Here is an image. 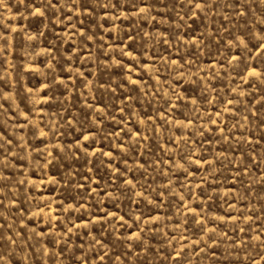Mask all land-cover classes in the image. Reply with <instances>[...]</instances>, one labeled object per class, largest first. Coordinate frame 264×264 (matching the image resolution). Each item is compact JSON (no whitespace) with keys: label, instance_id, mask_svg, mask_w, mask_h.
<instances>
[{"label":"rangeland","instance_id":"1","mask_svg":"<svg viewBox=\"0 0 264 264\" xmlns=\"http://www.w3.org/2000/svg\"><path fill=\"white\" fill-rule=\"evenodd\" d=\"M0 264H264V0H0Z\"/></svg>","mask_w":264,"mask_h":264}]
</instances>
